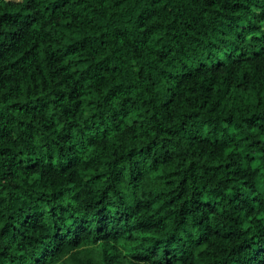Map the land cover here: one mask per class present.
<instances>
[{
    "label": "trees",
    "instance_id": "1",
    "mask_svg": "<svg viewBox=\"0 0 264 264\" xmlns=\"http://www.w3.org/2000/svg\"><path fill=\"white\" fill-rule=\"evenodd\" d=\"M0 264H264V0H0Z\"/></svg>",
    "mask_w": 264,
    "mask_h": 264
}]
</instances>
